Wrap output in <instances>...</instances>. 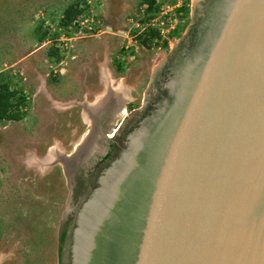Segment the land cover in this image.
I'll use <instances>...</instances> for the list:
<instances>
[{"label": "water", "instance_id": "water-1", "mask_svg": "<svg viewBox=\"0 0 264 264\" xmlns=\"http://www.w3.org/2000/svg\"><path fill=\"white\" fill-rule=\"evenodd\" d=\"M137 115L78 211L71 264H264V0H192L142 106L113 118ZM58 162L71 189L83 162Z\"/></svg>", "mask_w": 264, "mask_h": 264}, {"label": "rangeland", "instance_id": "rangeland-1", "mask_svg": "<svg viewBox=\"0 0 264 264\" xmlns=\"http://www.w3.org/2000/svg\"><path fill=\"white\" fill-rule=\"evenodd\" d=\"M75 1L0 0V73L7 74L23 88L28 98L22 119L0 121V261L3 252L12 258L0 264H58V233L69 186L67 177L62 175L63 165L50 156L54 151L71 155L75 144L91 128V120L83 104H79L82 100L72 98L82 97L83 87L70 78L62 82L57 67L48 57L50 48H62V43L68 42L65 38L72 37L77 41L68 42L69 49L64 53L67 59L72 53L69 50L77 51L76 43L83 40L73 34L74 29L66 32V28L59 26L64 9ZM90 1L92 4L86 3L88 14L79 19L87 22L78 23L84 36L100 33L102 26L98 20L101 16L105 19L107 14H99L98 2L103 9L110 3V0ZM128 1L138 25L131 22L127 27V36L123 37L126 41L112 53L109 65L112 70L122 68L117 76L118 87L124 86L127 92L123 115L142 106L155 68L184 34L192 6V0H161L154 17L140 23L144 7L140 8L137 1ZM152 28L156 31L151 35ZM45 30L48 35L39 42L37 35ZM143 38H147L150 47L140 43ZM90 43L100 44L98 39ZM79 52L80 63L86 60V55ZM120 120L113 118L112 127ZM93 156L91 160L97 154ZM53 163L57 164L53 168L57 176H48Z\"/></svg>", "mask_w": 264, "mask_h": 264}, {"label": "crops", "instance_id": "crops-1", "mask_svg": "<svg viewBox=\"0 0 264 264\" xmlns=\"http://www.w3.org/2000/svg\"><path fill=\"white\" fill-rule=\"evenodd\" d=\"M75 2H79V0H76ZM80 2H85V4L91 3L90 0H81ZM102 6L103 5L99 1V14L102 15L105 12V14L107 15L105 19H102L103 16H101L98 20L99 26H102V30L98 34L84 36L82 35L83 32L79 27H63L59 25L60 28H66V32H69L70 29H74L73 34L79 39L83 38L81 42H79L78 44L76 43L77 51H73L71 49L69 50L70 53H72L71 56L67 59H65L64 57L66 49H69L67 48V44L68 42L69 44H73L76 39L72 37L65 38L68 42H63L61 45L62 48H59L61 59L58 63H53L54 67H57L58 69L57 72L60 74V79H62V82L67 79L69 80L70 78V80H76L83 87L82 97H72L82 100V103L89 100V102L92 103L95 102L96 99H98L96 102L101 101L106 95H108L107 92L110 87L116 88L120 86V81H118L117 75L122 73V68L120 70L118 69V71L116 69L112 70L109 66L111 62L110 58L112 56V53L114 51H117L118 45L126 41V39L123 37L127 36V27H129L131 22L135 25H138L137 22H134L133 16L130 13V1L110 0V3L106 7H104L105 11ZM94 10L95 9L93 7H90L91 12H94ZM96 39H98V42L100 44L90 43V40L94 41ZM63 45L66 48H64ZM72 47L75 49L74 46ZM79 51H84L86 55V60L80 63L77 60V54L80 53ZM64 62L66 63V65H64ZM121 92L122 87H118L117 92H114V94L122 95ZM50 93L55 94L56 92L54 93L53 91H50ZM100 98L101 100H99Z\"/></svg>", "mask_w": 264, "mask_h": 264}, {"label": "flooded vegetation", "instance_id": "flooded-vegetation-1", "mask_svg": "<svg viewBox=\"0 0 264 264\" xmlns=\"http://www.w3.org/2000/svg\"><path fill=\"white\" fill-rule=\"evenodd\" d=\"M117 89L118 87L116 88L110 87L108 89L109 95H111L110 91H112L113 93L114 92L116 93ZM158 92L156 93L157 96L159 95ZM99 100H101V98ZM121 105H122V102L120 106ZM120 106L114 110V108L108 104L107 109L103 111V114L101 117L99 116L94 117L95 122L97 124V125L95 124V127L99 128L101 132L106 135V138H109L110 140L105 142L104 139L101 138V136H99L101 140L98 139L99 138L98 137L96 142L101 146V148H99L97 151L96 150L92 151L93 153L91 152L92 154L89 155L93 157V155L97 154V156H95L96 158L92 159L93 161L90 158L86 163L84 162L80 165H77L75 168L72 169L73 176H71V180H70L71 189H69V198H70L69 204L70 205H69V209L66 212L65 216L63 213V220L60 222V231L58 233V243H59L58 251H57L58 264H71L70 249H69L68 243L70 240L71 230L73 229L75 222H76L78 211L82 203L89 197L93 188L96 187L98 183V178L101 175V172L103 171V169L110 163V161L115 156L118 155V153L122 149L125 134L134 125H136L138 119L140 118V115L133 117L126 123L124 128L121 127L118 129L119 123L116 126L114 125V127H112L111 122H112L113 116L117 114V111L120 112L122 110V106L121 108ZM113 111L115 114L113 113ZM83 140L84 139H81L77 145L82 144ZM99 140L101 142H99ZM55 165L57 164L55 163L51 164V169L48 170L49 172L47 173L48 176H57V172L54 171ZM61 171H62V175L66 176L63 167L61 168ZM44 175L45 174H43V176ZM63 233H64V236L62 238ZM1 256H2V259L0 262H3V261L10 262V260L12 259L10 258V255L7 252H3ZM9 262H7V264Z\"/></svg>", "mask_w": 264, "mask_h": 264}, {"label": "trees", "instance_id": "trees-1", "mask_svg": "<svg viewBox=\"0 0 264 264\" xmlns=\"http://www.w3.org/2000/svg\"><path fill=\"white\" fill-rule=\"evenodd\" d=\"M139 7H144L143 17L140 23H145L154 17L155 13L159 11L161 0H136ZM84 3V4H83ZM88 8L85 2H73L69 4L63 11L60 25L63 27H79V19L88 14ZM183 27V24L180 26ZM39 29V28H38ZM151 35L156 30L152 28ZM40 31V30H39ZM158 33V32H156ZM48 32L45 30L38 33L37 39L42 42L47 37ZM55 36H57L55 34ZM48 57L51 58L52 63H58L61 59L59 48L52 47L48 51ZM120 67V66H119ZM121 69V67H120ZM7 76V77H6ZM28 105L27 94L23 88L13 83L10 77L6 74L0 73V121L2 120H20L25 114L24 108ZM64 233L62 235V238Z\"/></svg>", "mask_w": 264, "mask_h": 264}, {"label": "bare ground", "instance_id": "bare-ground-1", "mask_svg": "<svg viewBox=\"0 0 264 264\" xmlns=\"http://www.w3.org/2000/svg\"><path fill=\"white\" fill-rule=\"evenodd\" d=\"M123 87H122V92H121L122 95L114 94L112 93V91H110L111 95H109V93L107 92L108 95H106L103 100L92 103L84 107L86 115H88L91 120L90 121L91 128L88 131H86L85 135L82 137V139H84L82 144L80 145H77L78 143L75 144L74 148L76 150L73 151L74 153L72 155L64 156L63 154H60L59 152L54 151V153H51L52 155L50 156V159L53 160L55 158H58L57 160H61L68 164H71L72 162H75V161L76 162L82 161L83 163L87 161L86 159L90 154L93 153L92 151L94 150L97 151L99 147H101L96 141H97V138L101 136L102 132L99 128L95 127L96 122H95L94 117H97V116L101 117L103 114V111L107 109L108 103L114 108V110L120 106L121 101L123 102L126 99V97L124 96H126V93H127L125 89H123ZM122 111H124V108H122ZM72 173H73L72 171L71 172L68 171V176H73Z\"/></svg>", "mask_w": 264, "mask_h": 264}, {"label": "built area", "instance_id": "built-area-1", "mask_svg": "<svg viewBox=\"0 0 264 264\" xmlns=\"http://www.w3.org/2000/svg\"><path fill=\"white\" fill-rule=\"evenodd\" d=\"M83 21H84V23H85V22H87V19H86V20H83ZM79 23L84 25V23H83L82 21L79 22Z\"/></svg>", "mask_w": 264, "mask_h": 264}]
</instances>
